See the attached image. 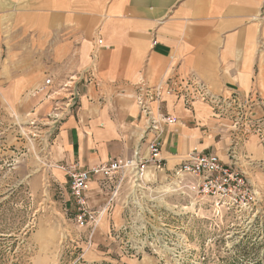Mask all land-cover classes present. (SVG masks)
Returning a JSON list of instances; mask_svg holds the SVG:
<instances>
[{
    "label": "crops",
    "instance_id": "0c3cea01",
    "mask_svg": "<svg viewBox=\"0 0 264 264\" xmlns=\"http://www.w3.org/2000/svg\"><path fill=\"white\" fill-rule=\"evenodd\" d=\"M188 76L215 93L250 98L263 113L264 0H0V97L12 105L23 98L51 102L50 158L61 184H69L73 164L93 168L138 149L148 156L155 133L138 107L140 90ZM160 107L176 118L159 132L167 169L193 151L229 161L231 134L208 104L188 107L173 93ZM237 159L250 180L264 173V142L253 135L240 141ZM105 179L90 183L94 208L112 194ZM71 198L69 188L66 200L75 208ZM114 224L111 210L97 228Z\"/></svg>",
    "mask_w": 264,
    "mask_h": 264
},
{
    "label": "rangeland",
    "instance_id": "374dc122",
    "mask_svg": "<svg viewBox=\"0 0 264 264\" xmlns=\"http://www.w3.org/2000/svg\"><path fill=\"white\" fill-rule=\"evenodd\" d=\"M49 112V100L12 105L0 97V264L264 262V173L251 177L253 200L220 212L190 207L189 196L157 183L125 210L124 183L114 226L97 228L90 243L91 230L75 220L76 203L75 210L66 200L69 184L52 173Z\"/></svg>",
    "mask_w": 264,
    "mask_h": 264
},
{
    "label": "built area",
    "instance_id": "2783aa9c",
    "mask_svg": "<svg viewBox=\"0 0 264 264\" xmlns=\"http://www.w3.org/2000/svg\"><path fill=\"white\" fill-rule=\"evenodd\" d=\"M50 82L51 79L48 78L45 83L49 85ZM173 93L183 96L188 107H192L196 102L210 106L221 127L231 134L228 146L229 161L214 152L193 151L178 165L171 169L166 168V163L160 157L159 132L163 123L176 122V118L160 112V100L164 94ZM155 101L159 104V110L153 107ZM251 102L255 104L250 98H245L237 92L215 93L208 84L194 76L182 80L172 79L171 82L157 85L154 89L142 87L137 104L146 121L147 130L155 133L148 147V156H142L138 149L132 158L126 160L115 159L87 169L80 168L77 164L66 168L69 187L77 208L75 220L79 227L91 230L89 242L93 241L101 217L110 213L114 203L120 201L124 193V183L128 190L121 203L123 208L135 205V199L139 200L137 196H141L142 191L149 192L156 183L162 192H181L189 196L190 207L195 209L210 206L220 212L253 200V183L248 172L237 163L240 141L253 135L264 142V112L260 114L253 109ZM258 104H261V100ZM160 171L163 173L160 174ZM101 174H105V181L108 179L113 183L112 194L102 208H94L88 203L87 192L93 178ZM137 204L141 206L140 202ZM185 207H189V204Z\"/></svg>",
    "mask_w": 264,
    "mask_h": 264
},
{
    "label": "trees",
    "instance_id": "16d2710c",
    "mask_svg": "<svg viewBox=\"0 0 264 264\" xmlns=\"http://www.w3.org/2000/svg\"><path fill=\"white\" fill-rule=\"evenodd\" d=\"M253 264H264L262 261L254 262Z\"/></svg>",
    "mask_w": 264,
    "mask_h": 264
}]
</instances>
